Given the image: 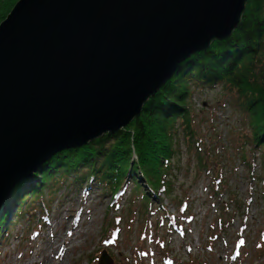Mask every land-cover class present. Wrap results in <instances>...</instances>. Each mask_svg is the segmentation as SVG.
I'll use <instances>...</instances> for the list:
<instances>
[{
	"label": "water",
	"instance_id": "1",
	"mask_svg": "<svg viewBox=\"0 0 264 264\" xmlns=\"http://www.w3.org/2000/svg\"><path fill=\"white\" fill-rule=\"evenodd\" d=\"M0 21V206L56 152L126 127L245 0H17ZM98 261L111 264L103 251Z\"/></svg>",
	"mask_w": 264,
	"mask_h": 264
},
{
	"label": "rangeland",
	"instance_id": "2",
	"mask_svg": "<svg viewBox=\"0 0 264 264\" xmlns=\"http://www.w3.org/2000/svg\"><path fill=\"white\" fill-rule=\"evenodd\" d=\"M232 101L233 97L220 85L193 89L190 97L196 120L192 126L201 140L199 146L218 153V160L225 163L223 177L229 190L225 192L237 194L235 198L246 204L245 212L229 219L223 234L215 230L212 237L209 231L206 235L218 215L214 210L216 200L207 193L213 175L195 171L194 151H187V143L180 135L169 178L173 184L171 196L159 194V201L145 200V223L150 232L144 241L138 236L142 206L139 199L130 201L134 186L127 181L129 178L115 201L98 185L74 182L70 174L54 192L45 187L42 197H28L21 212L13 215L12 208L8 209L10 228L5 241L0 242V264H102L97 261L102 250L108 252L111 264H264L263 200L257 197V184L247 178L245 168L230 148L240 142L239 135L246 131L245 117ZM27 186L20 198L29 192ZM228 194L220 199L224 201ZM11 196L10 193L4 198L0 218L6 205L15 206ZM177 200L189 205L192 222L178 214ZM163 206L170 216L179 218L181 229L169 230L164 221L157 223ZM130 208L135 211L128 217ZM110 238L115 243H108ZM239 240L242 242L237 248Z\"/></svg>",
	"mask_w": 264,
	"mask_h": 264
},
{
	"label": "trees",
	"instance_id": "3",
	"mask_svg": "<svg viewBox=\"0 0 264 264\" xmlns=\"http://www.w3.org/2000/svg\"><path fill=\"white\" fill-rule=\"evenodd\" d=\"M15 1L0 0V21L7 16ZM239 22L227 39L213 41L206 50L191 54L181 62L156 94L146 99L140 114L131 119L125 128L112 134L105 133L83 146L56 152L30 177L14 185L10 192L15 206L6 205L0 218V242L5 241L10 228L9 208H12L13 215L21 212L28 197H42L45 187L54 192L70 174L74 182L81 180L98 185L115 201H118L125 188L124 182L129 178L127 181L134 186V198L130 201L139 199L138 203L142 206L138 236L140 241H144L150 232L145 223L148 214L145 200L159 201V194L171 196L173 184L169 178L174 167L172 159L177 154L175 148L179 141L176 138L180 135L187 143V151L191 154L194 151L195 171L200 175L202 172L213 175L207 193L216 200L214 210L218 215L213 225L206 228V235L209 231L212 237L215 230L217 234H223L229 219L233 214L245 212L246 204L235 198L237 194L231 196L227 193V181L223 177L225 163L218 160V153L199 146L201 140L192 126L196 121L190 105L193 89L213 85L225 89L227 95L233 97L234 106L245 117L246 131L239 135L240 142L230 148L234 149L237 160L245 168L247 178L257 184V197L263 200L264 208V0H246ZM224 104L221 103V106ZM255 165L257 169H254ZM26 184L29 192L20 198ZM224 193L228 195L223 201L220 197ZM177 204L179 215L194 219L189 205L178 200ZM134 211L130 208L127 216ZM159 213L158 224L164 221L169 230L173 226L180 227L179 218L170 216L164 206ZM196 264L205 263L197 261Z\"/></svg>",
	"mask_w": 264,
	"mask_h": 264
},
{
	"label": "bare ground",
	"instance_id": "4",
	"mask_svg": "<svg viewBox=\"0 0 264 264\" xmlns=\"http://www.w3.org/2000/svg\"><path fill=\"white\" fill-rule=\"evenodd\" d=\"M245 1H246V0H245ZM211 42H213V41H211ZM211 42H210V43H211ZM210 43H209V44H210ZM74 228H75V227H74ZM47 237H48V236H47ZM67 242H68V241H67ZM70 245H71V244H70ZM49 250H50V248H49ZM63 250H64V249H63ZM56 251H57V250H56ZM52 256H53V255H52ZM49 258H50V257H49ZM53 258H54V257H53ZM53 258H52V259H53ZM54 259H55V258H54ZM65 259H66V258H65ZM28 264H29V263H28ZM36 264H37V263H36Z\"/></svg>",
	"mask_w": 264,
	"mask_h": 264
}]
</instances>
